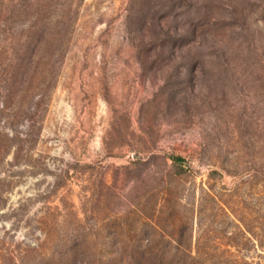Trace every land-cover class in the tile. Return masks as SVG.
I'll use <instances>...</instances> for the list:
<instances>
[{
    "label": "rangeland",
    "instance_id": "1",
    "mask_svg": "<svg viewBox=\"0 0 264 264\" xmlns=\"http://www.w3.org/2000/svg\"><path fill=\"white\" fill-rule=\"evenodd\" d=\"M0 264H264V0H0Z\"/></svg>",
    "mask_w": 264,
    "mask_h": 264
},
{
    "label": "trees",
    "instance_id": "2",
    "mask_svg": "<svg viewBox=\"0 0 264 264\" xmlns=\"http://www.w3.org/2000/svg\"><path fill=\"white\" fill-rule=\"evenodd\" d=\"M178 160H179V161H182L183 159L180 157V158H178ZM190 258H193V257H190Z\"/></svg>",
    "mask_w": 264,
    "mask_h": 264
}]
</instances>
